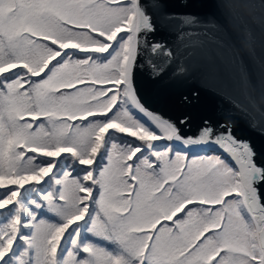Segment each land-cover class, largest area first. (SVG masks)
<instances>
[{
	"label": "snow or ice",
	"instance_id": "obj_1",
	"mask_svg": "<svg viewBox=\"0 0 264 264\" xmlns=\"http://www.w3.org/2000/svg\"><path fill=\"white\" fill-rule=\"evenodd\" d=\"M239 6L202 19L167 0H0V264H264V155L231 121L185 135L188 116L136 89L145 69L218 77L187 53L212 46L237 68L216 92L248 118V74L215 20ZM249 127L264 135V113Z\"/></svg>",
	"mask_w": 264,
	"mask_h": 264
},
{
	"label": "water",
	"instance_id": "obj_2",
	"mask_svg": "<svg viewBox=\"0 0 264 264\" xmlns=\"http://www.w3.org/2000/svg\"><path fill=\"white\" fill-rule=\"evenodd\" d=\"M217 0H167L169 11L188 12L208 18L214 11L213 4ZM225 3L240 5L236 10L239 19L230 18L217 13L215 20L218 26L231 37L236 49L242 57L243 69L248 74L249 99L240 97L241 103L248 108L250 116L222 100L217 94L219 87L231 88L232 79L237 68L231 61L227 51L218 52L214 47H198L195 44L187 48L190 54L189 63L210 69L212 65L218 69V77L210 70L197 71L187 77L173 76L175 65L168 67L165 72L153 77L148 70L138 71L136 89L145 106L155 113L173 121L183 116L190 118V127L182 129L185 135H193L205 119L212 123L232 122L233 133L239 138L250 139L258 153L264 155V135L259 130L249 127L254 119L259 125L261 114L264 113V10L258 6L261 0H223ZM251 32V39L243 38V30ZM156 40L167 42L176 48L175 31L158 32ZM184 49L182 48V53ZM197 95H193V93ZM189 97V102L184 97ZM235 115H227V110Z\"/></svg>",
	"mask_w": 264,
	"mask_h": 264
},
{
	"label": "rangeland",
	"instance_id": "obj_3",
	"mask_svg": "<svg viewBox=\"0 0 264 264\" xmlns=\"http://www.w3.org/2000/svg\"><path fill=\"white\" fill-rule=\"evenodd\" d=\"M146 119V118H145Z\"/></svg>",
	"mask_w": 264,
	"mask_h": 264
}]
</instances>
